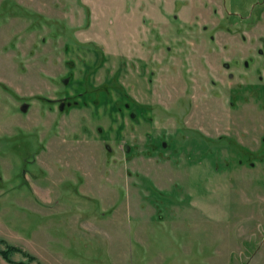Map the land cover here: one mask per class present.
<instances>
[{
	"label": "rangeland",
	"instance_id": "obj_1",
	"mask_svg": "<svg viewBox=\"0 0 264 264\" xmlns=\"http://www.w3.org/2000/svg\"><path fill=\"white\" fill-rule=\"evenodd\" d=\"M1 239L264 264V0H0Z\"/></svg>",
	"mask_w": 264,
	"mask_h": 264
},
{
	"label": "trees",
	"instance_id": "obj_2",
	"mask_svg": "<svg viewBox=\"0 0 264 264\" xmlns=\"http://www.w3.org/2000/svg\"><path fill=\"white\" fill-rule=\"evenodd\" d=\"M0 242L4 244V248H0V255L2 256L3 259H5L9 263L27 264L25 261H22V260L14 261L10 258V254L16 253V252L23 255L28 261H33L36 259V257L34 255H32L29 252L21 249L18 246L9 244L3 239H1Z\"/></svg>",
	"mask_w": 264,
	"mask_h": 264
}]
</instances>
